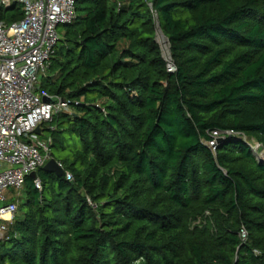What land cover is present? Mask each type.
Returning a JSON list of instances; mask_svg holds the SVG:
<instances>
[{"label": "trees", "instance_id": "16d2710c", "mask_svg": "<svg viewBox=\"0 0 264 264\" xmlns=\"http://www.w3.org/2000/svg\"><path fill=\"white\" fill-rule=\"evenodd\" d=\"M63 29L41 89L71 102L48 136L73 180L26 178L0 264H264V163L205 144L264 148V0H79Z\"/></svg>", "mask_w": 264, "mask_h": 264}, {"label": "built area", "instance_id": "2783aa9c", "mask_svg": "<svg viewBox=\"0 0 264 264\" xmlns=\"http://www.w3.org/2000/svg\"><path fill=\"white\" fill-rule=\"evenodd\" d=\"M78 1L0 0V8L17 3L24 11L23 19L10 25L0 19V240L6 237L18 212L19 199L6 196V192L23 190L26 178L52 159V139L46 131L53 128L44 129V125H49L58 114L72 112L70 101L41 89V76L62 39L63 33L58 29L76 18ZM167 54L164 58L167 70L175 73L169 48ZM44 97L53 102H44ZM39 124L43 129L41 136L34 133ZM208 134L210 140L205 144L213 151L220 141L240 139L264 163L263 146L248 140L243 133L214 130ZM65 177L73 180L68 172ZM34 185L42 190L39 179L34 180ZM247 236L242 229L239 234L242 242H246Z\"/></svg>", "mask_w": 264, "mask_h": 264}, {"label": "rangeland", "instance_id": "374dc122", "mask_svg": "<svg viewBox=\"0 0 264 264\" xmlns=\"http://www.w3.org/2000/svg\"><path fill=\"white\" fill-rule=\"evenodd\" d=\"M59 33H63L64 32V29L63 28H59L58 29ZM156 40L158 42V44L160 45L161 47V50H162V54H163V57H168V41L166 38H164L160 33L157 34V37H156ZM61 43H59L60 45ZM48 124H45L44 125V129H47L48 128ZM46 134H48V132L46 131ZM69 138V136H68ZM69 148L70 149H79L80 148V142L77 141L76 139H73L69 142ZM56 153L57 157H58V160H61L62 158H65L68 153H69V149H67L66 152H58L56 151L54 148L52 149L51 148V151H50V154L52 153ZM24 190H21V191H14L12 189L8 190L6 192V196H11L14 198V200L16 199H19V201L22 203L25 201V196H24V193H23ZM1 204V203H0ZM19 205V204H18ZM209 216L208 214L206 215V217ZM202 223H204V219H198L196 222H195V225H201Z\"/></svg>", "mask_w": 264, "mask_h": 264}, {"label": "water", "instance_id": "95a60500", "mask_svg": "<svg viewBox=\"0 0 264 264\" xmlns=\"http://www.w3.org/2000/svg\"><path fill=\"white\" fill-rule=\"evenodd\" d=\"M44 102L51 103V102H53V100L50 99L49 97H44ZM34 133L36 135H39V136H41L43 134V129H42L41 124H39L37 126ZM43 170L45 172L53 173V174L57 175L58 177L65 176V171L63 170V168L60 167V165L58 164V162L55 159H51L50 161H48L47 164L43 167ZM29 177L35 179L36 173L31 174Z\"/></svg>", "mask_w": 264, "mask_h": 264}, {"label": "bare ground", "instance_id": "6f19581e", "mask_svg": "<svg viewBox=\"0 0 264 264\" xmlns=\"http://www.w3.org/2000/svg\"><path fill=\"white\" fill-rule=\"evenodd\" d=\"M161 34V33H160ZM162 35V34H161Z\"/></svg>", "mask_w": 264, "mask_h": 264}]
</instances>
